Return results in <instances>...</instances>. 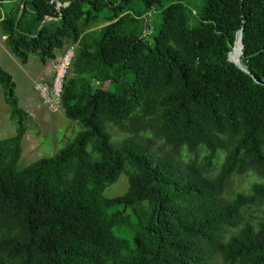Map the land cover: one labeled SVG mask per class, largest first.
I'll return each mask as SVG.
<instances>
[{
  "label": "trees",
  "instance_id": "trees-1",
  "mask_svg": "<svg viewBox=\"0 0 264 264\" xmlns=\"http://www.w3.org/2000/svg\"><path fill=\"white\" fill-rule=\"evenodd\" d=\"M164 1L31 0V16L26 6L20 14L23 1L0 16L23 63L33 55L46 66L75 48L61 108L83 127L56 155L20 168L32 118L0 65L18 126L0 141V264H264V211L245 221L264 203V0H204L194 28L177 0L151 46L132 27L151 26ZM242 28L252 76L229 60ZM108 125L130 135L115 143ZM154 130L174 153L205 151L202 164L153 152L144 134ZM246 174L263 181L226 199ZM122 176L127 192L108 197ZM134 225L130 239L115 234Z\"/></svg>",
  "mask_w": 264,
  "mask_h": 264
},
{
  "label": "rangeland",
  "instance_id": "rangeland-1",
  "mask_svg": "<svg viewBox=\"0 0 264 264\" xmlns=\"http://www.w3.org/2000/svg\"><path fill=\"white\" fill-rule=\"evenodd\" d=\"M22 2L23 4L31 2V0H0V16H4L7 12L11 11L15 5ZM64 1V0H62ZM177 0L164 1L163 4L157 9L153 10L149 14L150 25H145V22L132 27V30L140 28L143 31L144 36L150 42V45L154 44V28L161 23L162 11L170 4L177 3ZM60 3H58L59 6ZM182 4L188 10L189 26L194 28L200 23L203 7L205 6L204 0H183ZM28 10V16L32 15V9L30 4L26 5ZM109 14V11H105L103 16ZM147 20V18H146ZM62 56L59 55L58 58ZM0 65L5 72L10 74L14 82L16 83V94L18 96L20 107L29 113L32 120L28 124V132L23 141V154L20 162V168H26L30 164L37 162L42 158H49L56 155L62 149H64L69 142L73 141L78 134L83 131V127L80 123L69 120L65 117L62 108L56 112L52 111L48 107L41 104L39 96L35 90L36 85L42 80H53L55 72L51 63L46 66H42L41 63L33 55L30 56L28 62L23 63L20 59L12 54L6 44V37H3L0 28ZM128 81L133 82V75H128ZM17 123L12 119L11 109L5 102L4 92L0 91V141L11 138L17 133ZM107 131L110 135L113 134L114 142L119 143L129 133H123L114 128L113 125L107 126ZM146 140L152 147L153 152L157 154L170 153L175 156L180 164H187L191 162H198L202 164L205 151L200 153L190 152L187 149H182L174 153L173 149L165 143V141L157 134V130L149 131L144 134ZM111 143L114 145L113 140ZM224 152L220 151L218 158L215 162V167L211 172L215 175L220 169L221 164L224 161ZM256 181H263V178L257 175H242L234 178L231 185L228 188L226 199L234 196L236 192H248L250 187ZM128 190V180L125 176H122L120 180L111 186L106 195L108 197H117L125 194ZM264 211V203L254 206L248 210L246 215V222H256ZM136 226L131 229H121L116 231L118 236H125L130 239L135 232ZM209 264H224L219 257L213 258Z\"/></svg>",
  "mask_w": 264,
  "mask_h": 264
},
{
  "label": "built area",
  "instance_id": "built-area-1",
  "mask_svg": "<svg viewBox=\"0 0 264 264\" xmlns=\"http://www.w3.org/2000/svg\"><path fill=\"white\" fill-rule=\"evenodd\" d=\"M75 48H67L62 56L51 62L55 75L53 80L42 79L36 85L41 104L56 112L61 109L64 83L75 58Z\"/></svg>",
  "mask_w": 264,
  "mask_h": 264
},
{
  "label": "water",
  "instance_id": "water-1",
  "mask_svg": "<svg viewBox=\"0 0 264 264\" xmlns=\"http://www.w3.org/2000/svg\"><path fill=\"white\" fill-rule=\"evenodd\" d=\"M25 6H26V3L23 4L20 14H22V12L24 11ZM63 6L66 7L67 5H62L61 3L59 4V7H63ZM50 20H52V18L44 21L41 26H43ZM243 34H244V28L240 29V31L237 34V39L235 42L234 49L229 53V60L232 63H234L240 70L252 76L250 71L246 67H244V65L242 64V56L244 53ZM253 78L257 82L256 78L255 77Z\"/></svg>",
  "mask_w": 264,
  "mask_h": 264
}]
</instances>
